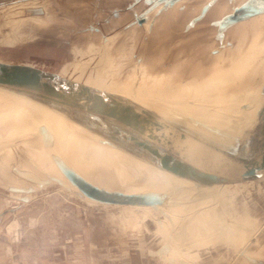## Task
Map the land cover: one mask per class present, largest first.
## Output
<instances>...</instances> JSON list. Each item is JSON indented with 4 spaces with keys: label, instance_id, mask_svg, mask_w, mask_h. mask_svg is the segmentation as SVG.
Instances as JSON below:
<instances>
[{
    "label": "rangeland",
    "instance_id": "obj_1",
    "mask_svg": "<svg viewBox=\"0 0 264 264\" xmlns=\"http://www.w3.org/2000/svg\"><path fill=\"white\" fill-rule=\"evenodd\" d=\"M93 2L95 0H0V54H29L40 58L41 61L52 67L65 66L69 72L85 78V80H93L96 83L102 81L105 87L134 89L133 94L131 91H128L127 94L130 93L135 98L140 80L144 78L154 79L153 81L159 80L155 78L159 73L157 71L163 74L164 71L160 70L163 62L140 61L145 29L139 31V38L136 42L132 36H134L135 30L139 29L138 26L135 29L132 28L133 31L132 29L111 31L106 39L98 37V35L94 36L92 32L88 31L85 33L87 38L84 36V41L80 40V42L79 34L76 33L78 26L83 27L89 23L98 24L101 17L99 13L97 15L96 8L94 10ZM72 4L80 6L76 8ZM83 10L86 11L85 15L80 13ZM217 16L215 15V17ZM209 21L210 17L208 16L194 27L193 32H188L189 34H174L164 46H161L164 42H156L157 45L154 46L151 53H162L170 57L171 53L175 51L183 54L202 51V45L190 39L195 34L202 36V29H209V31L207 30L209 41L206 48L213 52L219 47L222 48L221 45L214 44L216 38L214 39L213 33L210 32L213 25ZM182 26V22L177 25L178 31L182 29ZM240 39L242 38L238 39L240 42H236L235 48L228 53V65L214 101L220 103L222 99L238 103L256 101V105H258L261 101L259 100V87L256 88L244 79L247 78L248 68L251 70L249 75L255 73L253 66L249 65V61L252 58L255 64L260 62L264 52V39L255 41L258 42V47L255 46L257 49L251 47L252 39H246V41L249 40L247 43ZM246 49L249 50V53L245 51ZM136 57L137 59H135ZM165 80L167 79L165 78ZM238 89L244 90L243 93L237 91ZM29 100L30 103L32 102L30 106L42 118L54 124L63 122L64 115L42 103L33 102V99L29 98ZM216 111L228 112L229 109L219 105L218 107L210 106L206 113V119L202 122L204 123L203 135L227 144H236L239 139L246 138V134L260 127L264 120L263 113L259 118V123L255 122L257 118L254 117L255 112L252 111L244 114L235 112L222 115L220 118H213ZM173 117L170 115V118ZM75 124L81 126L78 123ZM20 149L22 147H14L11 152L6 151L7 154L5 153L4 156L12 155L29 164L30 162L25 159ZM43 161L51 170L57 169L51 159L45 158ZM86 174L90 178L97 179L91 166H88ZM141 178L138 179V176L135 179L129 177L122 182L114 175L109 180H98L105 186L124 189H149L154 186ZM231 192H236L239 195L238 199L233 201L232 208L236 207L228 212L227 216L222 214L215 217V222L213 217L210 219L211 227H214V234L209 231L210 234L206 235L207 241H212L218 233L220 235L221 230L223 236L230 237L231 233H236V225L239 226V229L247 227L248 223L254 225L252 229L247 227V235L236 242L238 245L236 247H230L227 246L229 243L221 244L214 240V243L204 249L201 243L203 238L197 239L202 235L190 233V227L196 224L189 217L193 214L189 210L194 205L172 207L176 218L174 220L176 231L173 233L168 222L167 226L159 225L158 220L160 221L161 218L158 216L161 214L153 208L99 204L72 193L58 183L45 185L31 194V197H34L32 206H30L31 226L25 225L21 228L20 244L24 242L25 245L20 248L14 247L15 243L9 239L12 228L6 227L14 215L10 213L6 215L3 228L0 227V240H2L0 241V264H92V262L95 264H127L130 256L146 255L145 244L140 248L138 247L139 242L148 240L149 245H160L164 239L171 241V248L174 252L176 249L180 250L182 244H187L188 250L185 255L191 258L192 255L197 256L195 260L200 264H264V232L249 248L250 253L256 257L240 259L241 256H239V249L248 243V237L254 235L264 226V210H258V216L253 217L256 208L262 209L264 205V186L254 183L253 180L209 186L205 199L208 203H215V199H218V202L212 204L206 210L207 213L216 208L225 209L230 200L224 199V196ZM0 197L4 201V207L23 201L21 197H16L5 184L1 183ZM2 203H0V207ZM252 203L255 209L247 214L245 207L252 206ZM227 224H233L231 229L229 226L226 227ZM88 227L91 228V236L87 243L86 230ZM186 228L188 232L182 237L181 231ZM216 229H219V232ZM5 240L9 243L4 242ZM6 247H10V249ZM179 253L183 254L181 250ZM16 254L20 257H17ZM176 255L175 252L176 264H180V257L178 255L176 257ZM14 257L16 262H13Z\"/></svg>",
    "mask_w": 264,
    "mask_h": 264
},
{
    "label": "water",
    "instance_id": "obj_2",
    "mask_svg": "<svg viewBox=\"0 0 264 264\" xmlns=\"http://www.w3.org/2000/svg\"><path fill=\"white\" fill-rule=\"evenodd\" d=\"M228 1L232 5L231 10L212 21L216 28L215 36L220 41L224 40L229 27L264 13V0H243L238 4L236 0ZM215 2L209 0L193 20L203 18ZM64 68L66 72L63 73ZM77 77L65 66L52 67L29 54H0V88L42 103L98 134L104 141L202 186L249 180L264 186V120L260 127L249 131L246 138L239 139L236 144H227L143 105L130 95L94 86ZM38 131L43 144L52 147L54 134L48 125L40 124ZM53 158L70 184L60 177L42 178L34 171L15 167L20 176L35 184L9 185L7 189L30 193L58 183L72 193L99 204L151 206L169 219L174 232L173 217L162 208L170 202L166 192L108 189L87 179L61 156L54 154ZM21 199L27 201L29 197L21 196ZM263 232L264 226L250 236L245 248H250ZM245 248L239 251V256L245 255ZM179 260L180 264H193L185 258L180 257Z\"/></svg>",
    "mask_w": 264,
    "mask_h": 264
},
{
    "label": "bare ground",
    "instance_id": "obj_3",
    "mask_svg": "<svg viewBox=\"0 0 264 264\" xmlns=\"http://www.w3.org/2000/svg\"><path fill=\"white\" fill-rule=\"evenodd\" d=\"M241 1L243 0H236L235 2L238 4ZM188 4H183V10H181L182 12L180 11L183 17L188 15L189 11H191V5ZM231 8L232 5L228 0H216V2L207 11L206 15L207 17L208 15H213V19H215L223 13L230 11ZM199 11L200 8L198 12ZM180 12L178 9L169 12L168 16L175 20L172 24L178 21V14ZM214 14L216 16L218 14L219 15L215 17ZM135 27H137L136 24L127 29H135ZM184 28L185 24L183 26V30ZM211 29L212 30L210 32L211 34L213 33L215 39L216 28L213 25V28ZM160 30L161 29L158 28L152 30L153 39L158 35H156V33ZM207 30L209 31V29H202V36L199 34H195L194 36L190 33L194 36H191L190 39L197 42L199 45H202V51L187 52L186 54L175 51L172 52L169 57V55L165 56L162 53L152 54L151 52L155 44H150V46L144 48L143 52L145 54L140 57V61H149L151 63L163 62V65L160 66V70L164 72L162 74V72L157 71L159 72L155 78L159 79L157 81H153L154 79L148 80L147 78L140 80L138 82V93L136 94L135 99L143 105L155 108L160 113L166 114L169 117L170 115H173L176 119L174 117L172 119L186 124L201 134H204L202 122L210 106L218 107L219 105L220 107L222 106V108L227 107L229 109L228 112L216 111L213 118H220L222 115L235 112L244 114L252 111L255 112L254 117L257 118L255 122L259 123V118L262 113H264V110L259 112L262 107H264V52L262 53L260 62H257V64H255L253 59L250 58L249 65L253 66L255 73L249 75L251 70L248 68L247 78L244 79V81L256 86V88L259 87V100L261 101L258 105H256V101H242L238 103L236 101L230 102L229 99H222L220 103L214 101V98L220 88V82L223 80L226 66L228 65V53L235 48L236 42H240L238 39L242 38L240 40H245L246 43L249 42V40L246 41V39H252V48H255V46L258 47V42L255 41H261V39H264V13L253 16L229 27L226 31L224 40L220 41L216 38V42H214V44L221 45L220 43L222 42L232 44H226L225 46H222V48L219 47V49L217 48L218 50L214 52L210 51L209 48H206L209 41L207 37ZM204 32H206V34H204ZM187 33L188 32H186V34ZM161 35L165 38V33H162ZM164 45H166V43ZM257 47L255 49H257ZM245 51L249 53L248 49ZM135 59H137V57ZM165 78L167 80H165ZM85 81L97 87H100L101 83L104 85L102 81H100L101 83L98 82V85L96 81L93 80H91V82H88L89 79ZM104 89L108 88L104 87ZM109 90L124 94H127L128 91H131L132 94L134 92V89L110 87ZM237 91L243 93L244 90L240 91V89H238ZM129 95L132 97L130 93ZM33 102L37 101L33 100ZM30 104H32V102L30 103L28 97L19 93L17 94L16 92L8 89L0 88L1 184H5L8 187L9 185L23 186L35 184L20 176L15 171V167L20 170L34 171L42 178H49V176L60 177L70 184V181L63 175L62 171L54 161L53 155L57 154L87 179L108 189H120L127 192L145 190L166 192L170 196V202L167 205L162 206V208H178L179 206L194 205V207L189 210V212H194L195 210L208 206V201L204 198V196L209 186L196 184L190 179L174 175L173 173L157 167L154 164L148 163L132 153L104 141L98 134L86 128H82V125L79 126L71 124L69 118L67 117L64 121V125L54 124L46 119H42L32 111ZM245 104H249L250 106L244 107ZM42 123L47 124L54 134V144L52 147H46L42 142V135L38 131V126ZM14 147H22V149H20L21 153L25 159L31 163V165L21 159L18 160L12 155L4 156L6 151L11 152ZM45 158L51 159L56 164L57 169L51 170L43 161ZM88 166L92 167L95 178L97 179L90 178L86 174ZM114 175L122 182L129 179V177H134V179L135 177L137 178V176L138 179L142 177L144 181H147L154 186H151L149 189H124L109 187L99 183L100 180L98 179L109 180ZM73 188L78 189L76 186H73ZM12 193H14L16 197L28 196L30 198L31 194L35 192L21 193L12 191ZM224 197V199L230 200V203L228 202V206L221 210L226 211L227 213L231 212L236 207L234 206L232 208V205H234L233 201L237 200L239 195H237L236 192H231L228 195L226 194ZM218 198L220 199V197ZM146 207L152 208L151 206ZM245 208L247 210L250 207ZM167 221L170 223L168 218ZM202 238H204V235L198 237L197 239L199 240ZM186 245L187 244L181 245L180 250L182 252L188 250V246L186 247ZM175 252L178 257H180V251L176 249Z\"/></svg>",
    "mask_w": 264,
    "mask_h": 264
},
{
    "label": "crops",
    "instance_id": "obj_4",
    "mask_svg": "<svg viewBox=\"0 0 264 264\" xmlns=\"http://www.w3.org/2000/svg\"><path fill=\"white\" fill-rule=\"evenodd\" d=\"M208 1L209 0H95V2H93L95 5L94 10L96 8L97 15L99 13V16H101L100 20H98V24L89 23L88 25L83 26V27H79L80 26L79 25L77 30H76V33L79 34V36H78L79 41L80 40L84 41L83 39H84L85 33L88 31L92 32L94 34V36L98 35V37H101V38L103 37L106 39V38H108V34L111 31L120 30V29L122 31H126L127 28L132 27L133 25L136 24L139 27V29L135 30V33H134V36H132V39H134L137 42L138 38H139V31L141 29H145V34H144V39H143L144 45L142 47V51H143L144 48H147V46H150V44L154 45L156 42H162V43L164 42V44H165L176 33L183 35L184 33L186 34V32H193L194 27L197 24H200L202 22V20H204L207 17V15L205 14V16L203 18H201L200 20H197V21L193 20L201 12L202 7ZM188 3L191 5V11H189L188 15L183 17V15L181 14V12H182L181 10H183L182 8L184 6L183 4H188ZM73 6H76V8H78L80 5L76 4ZM199 8H200V11L198 12ZM176 9H178V11L179 12L181 11V12L178 14L179 15L178 21L175 22L174 23L175 25H174V24H172V22L175 20L171 19V17H169L168 14H169V12L174 11ZM80 13H82V14L84 13V15H85L86 11L83 10ZM209 17H210L209 23L212 24L213 15H211ZM140 19H143V20L140 21ZM180 22L183 23V26L185 24V28L183 30V26H182V29H180L178 31L177 25ZM77 24H79V23H77ZM153 26H155V27H153ZM157 28L161 29V30L158 31V33H156V35L157 34L158 35L156 37H154V39H153L152 38V36H153L152 30H155ZM176 28H177V31H176ZM182 32H184V33H182ZM162 33H165V38L163 35H161ZM85 37L87 38V36H85ZM98 40H99V38L97 39V41ZM106 44H108V43H106ZM155 45H157V44H155ZM144 54L145 53L142 52L141 56ZM62 72L63 73L66 72L65 68L62 69ZM77 78L81 79L79 76ZM88 82H91V81L89 80ZM97 85H98V82H97ZM100 87L104 88L105 86L102 85V83H101ZM106 88H108V87H106ZM35 103H40V102L37 101ZM31 109L36 115H38L36 110H34L32 107H31ZM206 116H207V114L205 115L203 122L205 121ZM39 117H41V116H39ZM42 119H44V118H42ZM65 119H66V117L63 119V122H61V124H59V125H64ZM69 121L71 124H75L70 119H69ZM203 124L204 123H202V128H203ZM75 125H77V124H75ZM72 128H74V127H72ZM206 194H207V192H206ZM33 198L34 197H30L27 201L23 200L22 202H18L17 204H12L9 207H4V205H3L4 201L0 199V203L3 202L1 204V207H0V227L3 228L2 225H3V222L5 221L7 214L10 213V214L14 215L12 218V221H10L6 225L7 228L8 227L12 228V230L10 232V234L11 233L12 234H11V236H9V239L11 242L15 243L14 247L20 248L22 245H25L24 242H22L23 244H20V241H21L20 232H21V228L23 226H25V225H27L28 227L31 226L30 206H32V201L34 200ZM204 198H205V196H204ZM253 198H254V195H253ZM217 202H218V199H215V203L210 202V203H208V206L202 207L201 209H198V210H195L194 212H192L193 214H195L194 217H193V214L190 215L189 217H191L192 218L191 221H193V223H196V224L190 227V229H191L190 233H192L193 235H205V238H203L202 242H201L202 248H204V249L208 248V246L210 244L214 243L213 242L214 240H215V242L218 241L221 244L229 243V244H227V246H230V247H236V246H238L236 244V242H238L240 238H245V236L247 235L246 234L247 230H248L247 227H251V229H252V226L254 224L248 223V225H246L247 227H244L241 229H239V226L236 225V228H237L236 233L235 234L231 233L230 237L223 236L224 234H223V231L221 230L220 235L218 233V235H216V237L212 241L208 242L207 241L208 237L206 235L210 234L209 231H211V233L214 234V227L213 226L211 227V222H209V221H211L210 219H212V217H213L214 218L213 220L215 222L216 221L215 217H217L218 215L224 214L225 216H227L226 211H223V210L217 209V208L214 209L213 211H211L210 213H207L206 210L208 208H210L212 206V204H216ZM141 207L150 208V207H146V206H141ZM259 208H256L257 210H255L256 212H255V215L253 217L258 216L257 215L258 210H260V211L264 210V205L262 206V209H259ZM163 209L168 211L172 215L174 220L176 219L174 214H173V211H171L174 208L172 209V207H163ZM254 209H255V207L252 203V206H250V208L247 209V214H249ZM201 211H202V213H201ZM157 212H159L161 214V216H158V218H161L160 221L158 220L159 225L165 224L167 226L166 223L168 221H167L166 216H164L160 211H157ZM222 220H224V219H222ZM236 224H238V223H236ZM170 225L171 224L169 223V226ZM231 225L233 226V224H230V225L227 224L226 227L228 228V226H229L231 229V227H232ZM218 230L219 229H216L217 232H219ZM174 231H176V229ZM187 232H188V230L186 228L185 230L181 231L180 235H182V237H184V235H186ZM239 232H242L244 234L241 235ZM86 234H87V243H88V239L91 236V228L90 227L87 228ZM248 238H250V237H248ZM216 239H218V240H216ZM174 240L176 242L175 238H174ZM0 241H2V240H0ZM4 242L9 243V241H7V240H5ZM149 243L150 242L148 240L144 241V242H139L138 247H140V248L143 246V244H145L146 255H136L133 257L130 256L128 259V262H126V263L127 264H176L175 252L171 248L172 243L169 239L168 240L167 239L162 240L160 245H158V244H156V245L150 244L149 245ZM245 246L241 247L239 249V251L242 248H245ZM6 248L10 249V247H6ZM6 251L8 252V250H6ZM13 251L14 250L12 247V253H13ZM244 251H245V255L241 256L240 259L241 258L252 259V258L256 257L254 254L250 253L249 248H245ZM18 254H16V256L20 257V255H18ZM185 254H186V251L183 252V254L180 255V257L185 258L192 263L200 264V263L196 262V260H195V258L197 256L192 255V258H191ZM15 257H14L13 262H16ZM249 257H251V258H249ZM24 261L27 262L26 259H24ZM6 262H9V261H6ZM92 264H95V263L92 262Z\"/></svg>",
    "mask_w": 264,
    "mask_h": 264
}]
</instances>
